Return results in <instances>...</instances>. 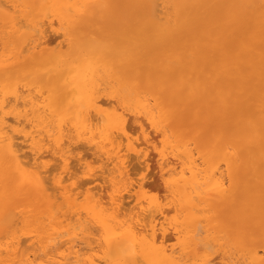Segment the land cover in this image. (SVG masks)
Masks as SVG:
<instances>
[{
	"label": "bare ground",
	"instance_id": "bare-ground-1",
	"mask_svg": "<svg viewBox=\"0 0 264 264\" xmlns=\"http://www.w3.org/2000/svg\"><path fill=\"white\" fill-rule=\"evenodd\" d=\"M126 1L0 0V230L21 223L37 225L34 232L48 227L49 237L69 231L73 242L94 244L84 264H264L256 246L245 250L226 236L221 244L239 249L209 253L211 244L225 248L212 232L220 228L214 202L249 221L264 253V217L256 219V195L249 192L255 178L264 190L255 152L247 149L240 160L236 147L225 146L195 156L188 142L167 134L172 114L163 105L176 95L192 109L203 100L233 106L238 116L264 111V0ZM47 31L61 38L55 47ZM135 75L147 79L144 91L150 79L162 80L165 100L147 95L151 88L141 92ZM126 115L138 127L131 130L141 132L140 143L131 141ZM248 122L235 136L262 153L257 123ZM144 124L157 132L150 138H162L156 156L164 188L156 193L165 190L169 208L143 194L146 180H130L131 157L141 162L132 177L150 165ZM79 143L98 157V171L84 170L83 157L74 158ZM241 163L252 173L242 184ZM169 231L176 239L170 246L177 241L178 247H167Z\"/></svg>",
	"mask_w": 264,
	"mask_h": 264
},
{
	"label": "rangeland",
	"instance_id": "rangeland-1",
	"mask_svg": "<svg viewBox=\"0 0 264 264\" xmlns=\"http://www.w3.org/2000/svg\"><path fill=\"white\" fill-rule=\"evenodd\" d=\"M115 1H117L118 4H121V2L123 3L125 0H115ZM131 1L132 0L126 1L125 5H128L126 3H130ZM93 35L96 36V32H93ZM55 38H56V35H52V33L48 32L45 39H47L48 41H49V39H51L49 42L51 43V41H52V43L51 44L49 43L50 44L49 46L52 47V45L54 46L55 43L57 45V40L61 41V38H57V39H55ZM53 41H55V42L53 43ZM63 45H64V43H63ZM48 48H50V47H48ZM64 48L65 47H63V49ZM134 79H135V82L137 83V86L139 87V90L141 92H144V93L147 92L148 93L147 89L151 88V90L148 89L150 92H149V94L146 93L147 95H151V93H153L154 96L155 95L157 96L156 97L157 99H158V97L162 96L161 97L162 99L159 98L158 101L165 100L164 95H166V91L169 88H168V86L166 84H164V82L162 80H160V79H150V82L148 83V88H146V90L144 91L143 87L144 86L147 87V85H144V84H147L146 83L147 79L143 78L140 75H138V76L135 75ZM156 89H158V90L155 91ZM153 94L151 96H153ZM104 96H105L104 94H103V96H101L102 97V101L109 100V98H107V97L105 98ZM177 99H178V97H176V95H175L174 97H172V101L171 102L165 100V104L166 105L163 103V105L165 106V109L166 110L169 109V111L171 110L170 112L172 114L171 118L164 125V128L167 131V134L171 135L170 133H172V135H174L175 138L177 137L176 139H178V141H180L182 143H187L188 142L187 144L189 146L191 145L190 148H192L194 150V155L195 156H197L199 154H204L206 151H216L217 149H219V150L225 149L226 148L225 146H227L229 152H231L232 148L236 147L235 149L239 150L238 153L240 152L239 153L240 160H244L245 157H246L245 151L247 149L251 150L253 153L255 152L254 153L255 155L253 157V162L255 163L254 166H256V168L254 167L256 175H259V173H260L259 177L264 175L263 174L264 173V166L262 164V161H263V158H264V145H263L262 153H257L256 152L257 150L253 147V143L245 142V140L241 141L240 138H236V136H235V130L237 128L240 129V128L246 127L250 123V122H248L249 120H251V121L254 120L257 123V128H258L257 133H258L259 139L264 140V111L259 113V115H256V114L245 115V114L242 113L241 115L238 116L233 106H229V108H223V107L217 106L214 102L200 100L198 102L197 106L192 109V108H190L187 105L183 106L182 104H184V103L177 101ZM110 102L112 103L113 101H110ZM113 104H114V102H113ZM174 104H175V107H174ZM108 106H109V104H108ZM176 106H177V108H176ZM173 110H174V112H173ZM184 110H185V112H184ZM252 110L253 111L255 110L254 105L252 106ZM246 116H248V117H246ZM126 117H128V115H126ZM129 117L127 118L128 120L132 119L131 118L132 116H129ZM181 119H182V122H184V123L181 122ZM128 120H127V126H129L131 124L130 120L129 121ZM140 120L142 122L143 119L141 118ZM187 121H189V122L187 123ZM128 122H129V124H128ZM133 123L135 124V127H137L136 123L132 120V125H131L132 128L129 126L130 128L128 127V131L133 129V127H134ZM143 123H145V121H143ZM144 125H145V128H146L145 133H149L150 132L148 134V136L150 135V136H153L155 138V135H156L155 133H157V132H155V131L151 132V128L147 127L146 124H144ZM188 125L189 126L191 125V127L188 128ZM192 126H193V129H192ZM137 128L134 129V130H131V132H128V135H129V133H132V134L129 135V137L131 139H134V140H131L133 142L135 141L134 143H136V140H138L139 143L143 140L142 139L143 136H141L142 134L139 131V129H137ZM149 128H150V131H148ZM203 128H204V130H203ZM196 130H197V132H196ZM133 131L135 132L134 134H133ZM191 131H192V133H191ZM194 132H196V133H194ZM138 133H140L141 135L139 134V136H138L137 135ZM201 133H202V135H201ZM211 133H213V135L214 134L217 135V136H215V138L216 137H218V138L217 139H215L214 137L211 138V136H212ZM219 133H221L220 136H219ZM227 133H229L231 135H226ZM137 136L140 137L141 139L140 138L137 139ZM150 136H149V138H150ZM157 137H156L155 140H153L154 138L153 139L152 138L149 139V141L150 140H152V141H150L151 145H149V147L147 149L148 150L147 151L148 152L147 155H149L151 153V152L149 153V148L151 147L152 150L150 149V151H152V153L148 156V158L150 159V161H152L151 158L154 159V162L157 165L156 166L157 170H159L158 173H157L155 165H152V164H155V163H153V161H152V163H149L150 161H148V164H150V165H148L146 169L135 173L136 176H134L135 174H133V177H134L133 178L132 175H131V172H132L131 170H133V169H131V168H134L135 165H136V167L134 169L138 168L141 165V164L139 165V163H141V162H139L140 161L139 159L131 157L130 160L132 159L131 160L132 162L129 160V163H128V165H129L128 167L130 168V170H129L130 177H131L130 180L133 182L134 181L133 179H135L137 177L139 179L142 178V180H141L142 182L144 180H146L147 184H145L146 182L143 183V186H144L143 189H142L143 194H145V196L147 198H149V199H156L157 201H159V199H160V201H162L160 203L165 208H167V207L169 208L170 205L168 206V204L165 203V202H167L165 190L160 192L159 196H157V193H159V190L161 191L160 188H162V190L164 188L163 181H162L161 174H160L161 171L159 169V162L160 161L157 159V156H156V153H157L156 151H158V150H160L162 148V141H161L162 138H161V136L159 134H157ZM237 139L239 140L238 144H240V145L236 144ZM214 140H216V141L214 142ZM222 140H225V141L222 142ZM154 141L159 146V147L156 146L157 149L152 147V145L155 146ZM221 142H222V144H221ZM209 144H210V146L208 147L207 145H209ZM216 144L219 145V146L217 147ZM243 144H244V146H243ZM202 145L205 148H203ZM213 145H215V146H213ZM236 145H238V146H236ZM78 146L79 145H76L75 147H77L79 149L80 146H81L82 147L81 148L82 154L85 153V152L86 153H85V155H82V154H80V152H81L80 149H79L80 151L77 150L79 152L74 150V152H76V156L74 158L78 159V155H79V158L83 157L82 158V162H84V166H85L84 170H86L87 167H89L90 169L94 170L93 167L95 166L96 168H95L94 171H96V169L98 171L99 166H97V164L100 165L101 162L99 160L95 159V158L98 159V157L93 154V150L92 149L90 150L88 148V151H87V147L85 148L84 144H82V143L80 144L79 147ZM77 148H75V149H77ZM83 149H84V151H83ZM90 153H92L93 155L92 154L88 155ZM152 154L153 155L155 154L154 157H153ZM151 155H152V157H151ZM84 156H86V158ZM87 156L91 157V159L94 158L96 160L95 162H97V161L98 162L97 163L94 162V164H93L90 161L91 159L88 160ZM84 158H85V160H84ZM73 159L71 161H73ZM155 159H156V161H155ZM74 160L76 161V159H74ZM75 161H73V162H75ZM87 161L92 163V164L89 165ZM73 162H72V165H73ZM54 163H52L50 165L53 166ZM75 163H74V165H76V166L73 165L72 168L75 169V167H76V169H78L79 166H78V164H75ZM150 166L152 168H150V172H148V174H147L146 170H148L149 169L148 167H150ZM76 169L74 171H77ZM222 169H223V165H222ZM78 171H79V173H78ZM78 171H77V173H78V176H80V177H77V178H79V179H81V181H83L84 178L82 180L81 175H80L81 174L80 173V168H79ZM142 171H143V173H142ZM155 172L158 174L156 176H159V178L155 177ZM144 174H146L147 176L149 174H152L153 176L151 175L152 177L148 176V178H147V177H144ZM250 175H252V173H249V169H245L243 164L241 163V165H240V167H239V169L237 171V177L239 179V182L242 184L243 181H245L248 178H250ZM139 179H137V180L135 179V181H138ZM78 180H77V182L81 183V181L79 182ZM158 180L160 181V183L158 182ZM254 180L255 181H253V184H251V186L249 188V192H250V194H255L256 195V197H255L256 206H257L256 208L260 211L259 216L256 218V219H258V218L264 217V212H263L264 211V201H263V199H264V190H263V187L261 185V182L257 178H255ZM74 181H76V179ZM145 185L146 186L149 185V186H147L148 189L146 188ZM159 185H161L162 187L161 186L159 187ZM152 186H153V188L156 189V190H154V189L151 188V190H154V192L150 190V187H152ZM163 192H165V193H163ZM163 194H165V195H163ZM161 195L163 197L162 199H161ZM158 197H159V199H158ZM260 201H261V203H260ZM213 206H215V208L217 207L216 209H217L218 213H215L216 212L215 208H212L213 209L212 213H213V216L215 214H216V216H218V214H219V216H218L219 218L218 217L217 218L220 220V222L218 220V222L220 223V225H218V226H220V228L217 227L218 231L215 232L213 230L212 232H214L213 234L217 238L218 237L220 238V240L218 241L219 244H221V242L224 243L225 240L228 239L229 241L232 240L234 244H237L240 248H243L245 250H249V249L255 248L254 246H256V248H258V249H256V248L255 249L257 250L258 253L260 252L259 253V257L264 260V253L262 252L261 247L259 248V244H258L259 238L256 237L254 233H250V223H249V221L248 222L247 221L240 222L239 219H237L233 214H230L229 212H227L226 208L219 209L218 204L216 202L213 203L212 207ZM169 211H168L167 219H172L174 217V215H175V212L173 210L172 211L169 210ZM171 214H173V215H171ZM169 215H171V216L168 218ZM222 223H223V225H221ZM224 225L225 226L227 225V228H225ZM222 226L227 231H225ZM235 226H237V227H235ZM15 227H13V228H5V229H1L0 230V264H82V263L84 264V261H85L87 255L90 254L89 252H91L90 249H89L90 246H94V244L91 243V241H89L87 239H75L76 241L74 240L75 242H73L72 241L73 237H71L72 235H71V233L69 231H63L62 230V231L56 233L55 235H53V237L52 236L49 237V236H46L47 232H48V227L47 228L44 227L42 229H37L38 232H34L33 231V230H35L37 228V225H30V224H28V225L26 224L25 225V224L18 223L17 226H15ZM229 227L231 229L230 232L228 231ZM221 229L224 232V235L221 234V232H222ZM41 230H42V232H41ZM61 232L65 233V234H63ZM231 232H234V233H231ZM168 233L170 235L171 232L169 231ZM237 233H241L240 234L241 236L243 234V236H246V237H243V236L241 237ZM29 235H31V236H29ZM236 235H238L241 238V240H240V238H238V236L236 237ZM222 236H223V239L221 240ZM225 236L227 238L224 240ZM46 237H49V238H48V241L46 240V242H45V238ZM168 237H169V239L166 242L168 244V246L166 245V243H165V246H167L168 248L171 247V246L173 248L174 247H178V245L176 244L177 241L174 244H172L171 246L169 244V242L172 243V240L173 241L176 240L172 236V233H171V236H168ZM40 240H41V242H40ZM231 242H230V244L229 243L221 244V246L224 245L226 249L225 248L223 249V247H219L221 249H218L217 246H220V245H217L218 243L217 244H211L209 247L211 248L212 252H211V250L209 251V249H208V251L211 254L213 252H214V254L216 253V255H211V256L217 257V253H219V255H220L222 252H224L227 249H229V250H227L228 252L229 251L233 252L235 250V248L239 249V248L235 247V245L233 247H231L233 245ZM73 243H75V244L72 247ZM240 243H242V245H244V246L241 247ZM53 244H54V247H53ZM226 244H228V245H226ZM212 245H213V248L211 247ZM229 245H231V246H229ZM251 246H253V247H251ZM230 247H231V249H230ZM244 247H247V249L244 248ZM44 248H45V250H44ZM50 248H52V249H50ZM216 249H218V251ZM231 250H233V251H231ZM50 251H52V252H50ZM74 251H75V257H74V254L72 253Z\"/></svg>",
	"mask_w": 264,
	"mask_h": 264
}]
</instances>
